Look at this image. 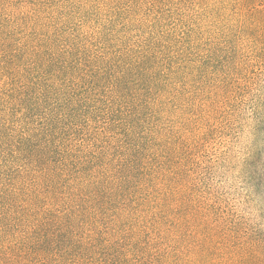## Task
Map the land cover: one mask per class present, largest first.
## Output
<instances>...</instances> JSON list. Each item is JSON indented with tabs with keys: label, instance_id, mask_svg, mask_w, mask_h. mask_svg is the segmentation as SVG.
I'll list each match as a JSON object with an SVG mask.
<instances>
[{
	"label": "trees",
	"instance_id": "trees-1",
	"mask_svg": "<svg viewBox=\"0 0 264 264\" xmlns=\"http://www.w3.org/2000/svg\"><path fill=\"white\" fill-rule=\"evenodd\" d=\"M0 264H264V0H0Z\"/></svg>",
	"mask_w": 264,
	"mask_h": 264
},
{
	"label": "rangeland",
	"instance_id": "rangeland-1",
	"mask_svg": "<svg viewBox=\"0 0 264 264\" xmlns=\"http://www.w3.org/2000/svg\"><path fill=\"white\" fill-rule=\"evenodd\" d=\"M242 128H240L239 126H233L231 127V129L229 130V135L230 138L232 137V139L236 142H239L241 144V146L244 145V141L246 136L244 134L246 133H242ZM243 134V135H242ZM234 143V149L236 148V144ZM237 143L238 147L236 149H239L240 144ZM236 151V150H235ZM214 181H223L224 182V186L227 187V189H229V191H232L231 193H234L235 190L237 189L239 183H236V180L234 179V177L229 174V173H223L220 176H215L214 177Z\"/></svg>",
	"mask_w": 264,
	"mask_h": 264
}]
</instances>
